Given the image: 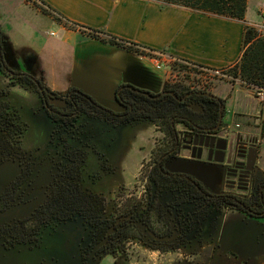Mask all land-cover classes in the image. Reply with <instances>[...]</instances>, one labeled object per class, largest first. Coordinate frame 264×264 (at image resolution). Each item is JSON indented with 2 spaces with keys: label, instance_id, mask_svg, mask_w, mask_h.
<instances>
[{
  "label": "flooded vegetation",
  "instance_id": "1",
  "mask_svg": "<svg viewBox=\"0 0 264 264\" xmlns=\"http://www.w3.org/2000/svg\"><path fill=\"white\" fill-rule=\"evenodd\" d=\"M0 75L6 77L5 86L0 89L1 115L5 116L15 111L23 128L22 131H15L19 133L9 135L7 138L0 137V165L12 162L18 167L15 178L5 185L0 193V213L7 212L15 202L22 201L21 189L25 183H30L35 171L32 151L28 147L25 148L27 125L15 104L17 95H13L14 88L21 87L25 91H32V88L38 93L37 96H31L30 92L31 94H25V98L28 100L36 98L37 105L47 113L51 120L48 143L60 155L52 167L49 179L51 181L44 186V200L28 216L13 218L6 222L1 216L4 224L0 225V240L4 243L37 245L45 229L80 218L89 233V242L81 248V264H99L108 254L113 256L114 264L122 262L126 264L128 244H138L137 242L164 250L188 246L190 249L204 250L207 246L210 247L208 254L200 252L191 258L179 259L176 264H257L260 255L252 260L247 259L245 255H237L224 242V231L220 233L222 240L217 239V236L204 244L196 240L200 236L198 225L208 208L225 205L240 215L264 217V180L256 179L250 183L248 180L247 184L248 178L242 173L245 167L244 148H240L235 155L225 160L223 166H219L224 173V179H219L217 184L208 179L207 182L212 183L210 186L213 188H209V185L196 175L169 169L166 166L168 161L181 162L186 161L182 158H191L184 152L186 148H192L191 153L194 157L187 161L195 163L203 161L204 165L207 164L206 167L210 168L216 164L214 157H219L214 147L217 139L218 143H222V139L229 140L228 135L221 133L224 126L225 109L222 108L224 101L217 98L218 96L214 97L216 101L214 103L191 100L193 95L200 94L213 97L209 94L214 93L208 88L188 85L180 80L165 81L158 91L122 83L115 90V105L111 107L99 101L84 88L69 86L60 91L50 87L43 76L36 74L35 70L15 65V62L9 59L6 47L1 49V45ZM162 96H171L169 104L178 108V111L170 116L169 123L164 119L155 121L146 113L133 116L135 110L142 112L149 110L143 106L148 105V100ZM54 99L62 100L64 106H56L52 102ZM187 108L201 115L200 124L191 121L187 114L180 112L181 109ZM82 116L86 117V122L82 126V129L86 128L84 130L86 133L77 136L73 128L77 126ZM143 122H149L154 125L155 131L163 132L162 138L157 140L155 149L151 151L152 164L144 176L146 190H149V193L144 195L145 200L135 195L128 196L119 203L108 198L103 191H93L85 186L84 177L87 172L93 180L107 178L109 181L108 175L112 171L106 170L107 161L116 166L114 160L118 162L123 159L135 140L132 136H128V139L123 138L122 132H128L131 127H137ZM56 125L66 128L64 136L69 138L65 140L62 136V140L59 139L67 145L62 149L53 141ZM200 143L206 147L199 148ZM93 153L97 154L96 161H92ZM89 161L93 163L92 167L88 166ZM98 168L102 172L99 177L93 173ZM238 176H242L241 180L244 181L235 184ZM62 190L71 197L69 205L71 216L68 219L41 225L36 230L25 222L31 217L38 219L39 222L41 218L39 211H42L49 195H58ZM230 193L239 195L249 202L258 201L256 203L260 207L257 209L256 203L245 204L236 197L234 200L241 207L216 201L221 196H231L228 195ZM212 199L215 201H211ZM97 208L99 210L94 213ZM185 236H190L191 245L183 243Z\"/></svg>",
  "mask_w": 264,
  "mask_h": 264
},
{
  "label": "crops",
  "instance_id": "2",
  "mask_svg": "<svg viewBox=\"0 0 264 264\" xmlns=\"http://www.w3.org/2000/svg\"><path fill=\"white\" fill-rule=\"evenodd\" d=\"M38 1L60 14L68 23L45 10ZM38 1L0 0V30L9 42L10 51L18 56V66L26 64L24 59L33 54L39 71L45 74V79L53 88H84L111 107L115 105V90L120 84L131 83L158 91L166 81V74L139 53L92 36V33L103 34L96 30L219 68L231 66L239 60L245 25H252L264 34V18L257 21L249 19L248 8L245 19L240 20L180 5L162 6L156 0ZM43 30L58 39L50 41L47 46L41 35ZM63 46L67 47V51ZM237 85L233 86L236 92H254L253 88ZM213 93L224 100L221 133L229 137V140L222 139V143H218L217 139L214 145L219 153V157H214L217 165L206 167L203 175L195 170L194 165L175 170L200 178L206 176L212 183H218L225 177L219 166L244 148L245 167L242 173L248 178L247 184L248 180L249 183L256 179L264 180V107L258 119L248 108L239 106L233 112L246 117V124L236 122L232 127L227 121L229 112H232L228 109L227 100L214 90ZM198 146L206 147L203 143ZM191 149L186 148L184 152L191 158L182 160H192ZM241 177L235 179V184L244 181Z\"/></svg>",
  "mask_w": 264,
  "mask_h": 264
},
{
  "label": "rangeland",
  "instance_id": "3",
  "mask_svg": "<svg viewBox=\"0 0 264 264\" xmlns=\"http://www.w3.org/2000/svg\"><path fill=\"white\" fill-rule=\"evenodd\" d=\"M247 8L249 19L257 21L264 18L262 15L264 0H249ZM41 33L47 46L50 45V41H56L58 39L57 36L48 35L44 30ZM4 39L9 59L14 61L15 65H18L16 62L18 56L15 52L13 53L12 50L10 51L9 42L6 38ZM66 48L67 47L63 46L64 51H67ZM24 61L26 64H23L22 68L29 67L35 70L36 74H41L45 82L52 87L45 79V74L39 71L36 65L37 58L33 54L28 55ZM166 69H172V76L168 78L170 81H199L197 78V76H200L198 72H193L194 76L191 77L189 74L178 70V64L167 66ZM223 72L228 76L217 77L206 87L212 91V93L213 90L216 91V93H220V95L227 100L228 109L232 111L229 112L230 115L227 121L232 127H235L236 122L245 125L246 117L236 115L233 111L240 106L242 109L248 108L251 113L258 116L264 107V98L260 99L257 97V88L248 85V83L236 76L233 68H227L223 70ZM5 78V76L0 75V89L5 86ZM218 83H220V85L215 90V86ZM236 84H239L237 85L238 87L245 86L247 88H253L254 92H236L235 87H233ZM31 90L32 91L26 90V93L23 88L17 87L13 89V95H17L15 104L20 109L22 118L27 125L25 148L28 147L32 151L35 171L30 183H25V186L21 189L22 192L20 196L21 200L24 202L17 201L14 206L8 208L7 212L0 213V225L4 224L1 216H3L5 222L13 220V218L28 216L34 208L44 200V186L51 181L49 179L51 178L52 167L60 158V155L52 148V145L48 143L51 120L48 118L47 113L37 105L36 98L30 100L25 98V94L32 93L31 96L38 95L35 90L32 88ZM52 102L58 107L64 106V102L60 99H54ZM255 118L259 119V116ZM85 119L86 117L84 116L80 117L77 126L73 128L77 136H82L86 133L84 132L86 128L82 129V126L86 122ZM154 129L155 127L153 124L143 122L137 125V127H131L128 132H122L123 138L128 139V136H132L135 137V140L130 150H127L125 153L123 159L118 160V162L114 160L116 166L113 165L111 161H107L109 167L107 166L108 169L106 170L109 172L112 171V173L108 175L109 181L106 180L107 178L93 180V178L88 176L89 172H87L84 177V185L93 191H103L107 194L108 198L115 199L119 203L128 196L135 195H139L145 200L144 195L148 194L149 190H146L147 186L144 181V176L152 164L151 151L155 149L157 140L161 139L163 136V132H158V130L155 131ZM55 131L53 141L58 145V148L62 149L63 147H67L66 142L63 144V141L59 140H62L66 128L63 129L59 125H56ZM130 132H134V134ZM66 138L68 137L64 136L65 140ZM77 143L80 144V142ZM96 156V153L91 155V158H93L92 161H96ZM202 162L195 164V162L191 161L179 162L173 160L168 161L166 166L169 169H177V167L181 166L194 165L195 170L203 175L206 173L205 168L207 164L204 165ZM198 164H203L204 166ZM95 165L98 167L97 164ZM88 166L92 167L93 163L89 161ZM17 172L18 167L12 162H6L0 165V193L4 190L5 185L15 178ZM93 173L98 177L102 175L99 168L94 170ZM202 179L209 185V188H213L210 186L212 183L210 184L207 182L208 177L204 176ZM25 182H27V180ZM213 184H217V182ZM20 202L22 203L20 204ZM224 224L226 227H224ZM198 229L200 236L199 239L196 240H200V243H208L213 238L215 239L216 236L217 239L222 240V238H220V233L224 231V242L231 247L230 249L234 253L240 256L245 255L247 259L249 258L250 260L260 255L256 263L264 264V217H251L245 214L240 215L233 209L225 205H220L217 208H208L206 214L204 213L201 217ZM191 241L192 239L190 236H185L183 239V243L185 244L188 243L191 245ZM88 242L89 233L83 221L80 218H75L52 228L45 229L37 245L24 243L12 244L11 242L4 243L0 240V264H81V248ZM137 243L138 244H128L126 264H176L177 260H183L185 257H187V259L191 258L199 255L200 252L208 254L210 248L207 246L204 250H195L190 249L188 246V248L164 250L147 246L143 243ZM99 264H114V258L112 255L108 254Z\"/></svg>",
  "mask_w": 264,
  "mask_h": 264
},
{
  "label": "trees",
  "instance_id": "4",
  "mask_svg": "<svg viewBox=\"0 0 264 264\" xmlns=\"http://www.w3.org/2000/svg\"><path fill=\"white\" fill-rule=\"evenodd\" d=\"M162 6L165 5H180L193 10L215 14L219 16H225L229 18H235L244 20L247 12L248 0H156ZM60 20V18H58ZM95 31V30H94ZM96 32L103 34L92 33L91 35L101 39V41L110 43L112 45L124 48L131 52H139V48L136 47L140 44L126 40L124 38L117 37L113 34L107 32H102L101 30H96ZM5 36L2 31H0V45L1 49L5 46ZM234 74L238 76L241 80L248 83L252 87L264 88V34H260L257 29L252 25H245L243 39H242V53L239 60L233 66ZM56 92H54L55 94ZM169 97L162 96L157 99L148 100V105H143L148 111L142 112L140 110H135L133 116L146 113L147 116L151 117L153 120L164 119L165 122L169 123L174 112L178 111L176 105L169 104ZM148 98V97H146ZM172 98V97H171ZM192 101L197 102H216L214 97H209L205 95H193ZM223 100V99H222ZM224 101V100H223ZM181 113L187 114L191 121L200 124L201 115L198 112H193L187 109H181ZM171 116V117H170ZM22 126L19 122L17 113L15 111L3 116L0 112V137L7 138L9 135L12 136L16 133L15 131H22ZM59 187H62L59 185ZM231 196H221L216 201L222 202L223 204H233L241 207L238 202L234 200V197L240 199L245 204H253L255 202H249L248 200L242 198L239 195L230 193ZM210 200V199H209ZM257 200V199H256ZM215 201V200H211ZM71 203V197L67 196L65 190L58 195H49L46 204L43 206L41 213V218L38 219L28 218L25 222L34 229H39L41 225H46L51 222H59L68 219L71 216V208L69 205ZM257 204V203H256ZM260 206L257 204V209ZM255 208V209H256ZM99 209L97 208L96 211ZM39 215V214H37Z\"/></svg>",
  "mask_w": 264,
  "mask_h": 264
},
{
  "label": "built area",
  "instance_id": "5",
  "mask_svg": "<svg viewBox=\"0 0 264 264\" xmlns=\"http://www.w3.org/2000/svg\"><path fill=\"white\" fill-rule=\"evenodd\" d=\"M38 3L55 17L60 18L61 20H65V18H63L60 14H57L42 2L38 1ZM262 15L264 17V10L262 11ZM65 22H67V20H65ZM72 25L79 28H84L83 26L80 25H76V24H72ZM136 47H138L140 50L139 52L136 53H139L141 56L147 58L157 70L165 71L167 81H170L168 78L172 76V71H171L172 69L167 70L166 67L170 65L178 64V70H181V72L189 74L191 77L194 76L193 72H198V74L200 75L197 76V78L199 79L198 82L196 81L192 82L187 80L185 83L188 85H195L197 87H202V88H207L206 86L209 85V83L212 80L216 79L217 77L228 76L224 74L223 70L227 68H233L234 66L233 64L231 66H227L223 68L210 67V66L198 64L186 58L169 55L166 53L165 50H155L142 45L140 46L137 45ZM256 88H257L256 96L259 97L260 99H263L264 88L261 87H256Z\"/></svg>",
  "mask_w": 264,
  "mask_h": 264
},
{
  "label": "water",
  "instance_id": "6",
  "mask_svg": "<svg viewBox=\"0 0 264 264\" xmlns=\"http://www.w3.org/2000/svg\"><path fill=\"white\" fill-rule=\"evenodd\" d=\"M1 31V30H0ZM210 96H213V97H217V96H215L214 94H209ZM217 98H219V97H217ZM224 106L222 105V108H223Z\"/></svg>",
  "mask_w": 264,
  "mask_h": 264
}]
</instances>
